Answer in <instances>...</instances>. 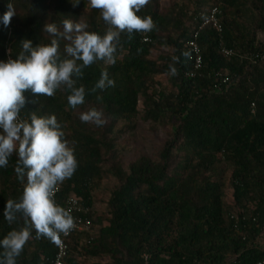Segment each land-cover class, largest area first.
I'll use <instances>...</instances> for the list:
<instances>
[{"label": "trees", "instance_id": "obj_1", "mask_svg": "<svg viewBox=\"0 0 264 264\" xmlns=\"http://www.w3.org/2000/svg\"><path fill=\"white\" fill-rule=\"evenodd\" d=\"M162 1L150 0L138 13L151 16L157 30L122 36L114 65L98 61L84 69L77 85L88 92L84 105L72 109L64 90L53 97L25 93L21 117L55 115L75 148L78 168L59 185L58 201L74 196L88 207L92 233L71 241L68 262L258 264L264 260V0H167L168 7ZM8 3L16 15L8 27L0 22V61L16 58L23 39L49 44L46 22L71 18L100 35L108 27L88 0H0V17ZM215 9L221 33L203 26ZM193 41L203 56L195 77ZM104 69L116 86L90 92ZM91 107L103 110L104 126L81 122L80 113ZM140 120L173 132L157 159L142 156L125 169L120 141ZM17 159L14 153L0 168V239L23 225L3 216L6 201L23 191ZM109 179L116 186L105 215H97L95 195ZM35 236L17 264H53L56 244Z\"/></svg>", "mask_w": 264, "mask_h": 264}, {"label": "clouds", "instance_id": "obj_2", "mask_svg": "<svg viewBox=\"0 0 264 264\" xmlns=\"http://www.w3.org/2000/svg\"><path fill=\"white\" fill-rule=\"evenodd\" d=\"M79 2L73 0L74 5ZM149 3L150 0H88L91 8L100 10L108 26L103 35L89 31L87 23L71 18L63 19L60 24L46 22L43 32L51 37L49 44L33 46L31 40L23 39L16 58L0 61V168H6L15 153L18 159L14 171L23 185L22 195L5 203L3 216L7 223L12 225L20 218L23 225L0 239L3 250L0 264H17L33 231L36 239L46 238L59 245L61 235H69L76 227L72 210L55 199L58 186L78 168L75 148L65 139L63 126L55 115L43 116L30 111L27 119L21 117L29 103L25 93L30 92L35 98L53 97L57 90H64L70 93L67 101L72 109L84 105L88 92L82 84L77 86L84 69L98 61L114 65L122 36L132 40L136 33L157 30L151 16L138 15ZM15 15L14 5L8 3L0 22L8 27ZM62 40L66 41L63 55ZM173 61L178 62V58L173 57ZM174 63L168 66L172 76L178 74ZM115 86V80L104 69L90 92ZM96 99L102 101L103 97L98 95ZM31 103L35 104L36 99ZM79 119L97 127L107 123L103 110L96 107L81 112Z\"/></svg>", "mask_w": 264, "mask_h": 264}, {"label": "rangeland", "instance_id": "obj_3", "mask_svg": "<svg viewBox=\"0 0 264 264\" xmlns=\"http://www.w3.org/2000/svg\"><path fill=\"white\" fill-rule=\"evenodd\" d=\"M162 5L168 7L170 4L167 0H163ZM159 80L164 85L169 83L166 77H162ZM172 132L173 129L171 128L159 127L151 122L140 120L137 130L132 134L124 136L120 141V146L126 149L123 157L124 168L127 169L131 163L142 156L157 159L160 150L166 141L170 139ZM115 186L116 181L109 179L105 182L103 189L95 195V210L97 215H105L107 204ZM80 262L81 264H93L97 261L82 259Z\"/></svg>", "mask_w": 264, "mask_h": 264}, {"label": "built area", "instance_id": "obj_4", "mask_svg": "<svg viewBox=\"0 0 264 264\" xmlns=\"http://www.w3.org/2000/svg\"><path fill=\"white\" fill-rule=\"evenodd\" d=\"M217 10H213L209 21H207L203 26L206 24H211L219 33L222 32V28L219 25L217 19ZM190 47L193 52V61H194V73L192 74L193 77L196 76V73H199L203 69V56L201 50L196 42H191ZM222 53L231 58L234 55L232 50H228L222 48ZM61 188L58 186L57 191L55 193L56 201L64 206L65 208H70L71 214L74 216L76 220V227L72 230L69 235L63 236L61 235V243L56 245V256L53 261V264H71L68 262L70 257L71 247L70 243L72 240H75L76 237L81 236L83 234H91L92 233V221L89 218L90 209L84 206L80 200L74 196H70L64 200L63 203L58 201V197L60 194ZM258 264H264V260L259 262Z\"/></svg>", "mask_w": 264, "mask_h": 264}]
</instances>
